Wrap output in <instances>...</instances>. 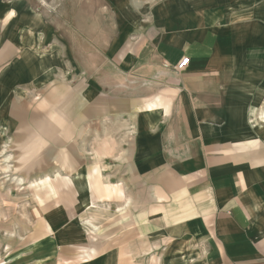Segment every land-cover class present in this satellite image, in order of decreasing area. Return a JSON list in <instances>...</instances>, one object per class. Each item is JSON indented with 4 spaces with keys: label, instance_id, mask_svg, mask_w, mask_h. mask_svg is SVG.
I'll return each instance as SVG.
<instances>
[{
    "label": "crops",
    "instance_id": "1",
    "mask_svg": "<svg viewBox=\"0 0 264 264\" xmlns=\"http://www.w3.org/2000/svg\"><path fill=\"white\" fill-rule=\"evenodd\" d=\"M118 18L106 66L54 87L46 146L4 172L36 194L0 264H264V0Z\"/></svg>",
    "mask_w": 264,
    "mask_h": 264
},
{
    "label": "rangeland",
    "instance_id": "2",
    "mask_svg": "<svg viewBox=\"0 0 264 264\" xmlns=\"http://www.w3.org/2000/svg\"><path fill=\"white\" fill-rule=\"evenodd\" d=\"M156 1L0 0V229L4 219L19 215L22 202L34 200L36 192L11 173L30 154L20 148L31 139L45 145L54 87L98 73L117 47L123 7L145 8ZM28 178L37 183L41 177Z\"/></svg>",
    "mask_w": 264,
    "mask_h": 264
},
{
    "label": "built area",
    "instance_id": "3",
    "mask_svg": "<svg viewBox=\"0 0 264 264\" xmlns=\"http://www.w3.org/2000/svg\"><path fill=\"white\" fill-rule=\"evenodd\" d=\"M188 63H189V59L188 58L182 60V62L177 67L178 71L184 70L188 66Z\"/></svg>",
    "mask_w": 264,
    "mask_h": 264
},
{
    "label": "bare ground",
    "instance_id": "4",
    "mask_svg": "<svg viewBox=\"0 0 264 264\" xmlns=\"http://www.w3.org/2000/svg\"><path fill=\"white\" fill-rule=\"evenodd\" d=\"M9 14V13H8ZM262 116H263V119H264V110H263V112H262ZM6 146V145H5ZM4 146V147H5ZM8 147V146H7ZM7 147H5V148H7ZM96 160V159H95ZM2 162V161H1ZM85 223V222H84Z\"/></svg>",
    "mask_w": 264,
    "mask_h": 264
}]
</instances>
